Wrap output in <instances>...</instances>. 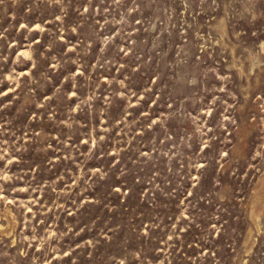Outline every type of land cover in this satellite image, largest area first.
<instances>
[{"label": "rangeland", "instance_id": "obj_1", "mask_svg": "<svg viewBox=\"0 0 264 264\" xmlns=\"http://www.w3.org/2000/svg\"><path fill=\"white\" fill-rule=\"evenodd\" d=\"M0 264H264V0H0Z\"/></svg>", "mask_w": 264, "mask_h": 264}]
</instances>
